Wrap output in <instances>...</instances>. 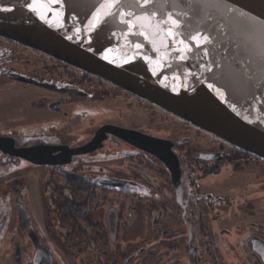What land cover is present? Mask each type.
Returning a JSON list of instances; mask_svg holds the SVG:
<instances>
[{
	"label": "flooded vegetation",
	"instance_id": "obj_1",
	"mask_svg": "<svg viewBox=\"0 0 264 264\" xmlns=\"http://www.w3.org/2000/svg\"><path fill=\"white\" fill-rule=\"evenodd\" d=\"M28 85L50 92L49 114L15 106ZM0 106V264H264V159L1 36ZM137 110L143 124L122 121ZM144 136L169 146L178 176Z\"/></svg>",
	"mask_w": 264,
	"mask_h": 264
},
{
	"label": "water",
	"instance_id": "obj_2",
	"mask_svg": "<svg viewBox=\"0 0 264 264\" xmlns=\"http://www.w3.org/2000/svg\"><path fill=\"white\" fill-rule=\"evenodd\" d=\"M0 36L96 75L264 159V0H0ZM104 128L73 152L94 149ZM146 138L140 147L173 173L174 166L178 176L169 146L157 151L162 140ZM33 151L13 152L35 163H56L31 158Z\"/></svg>",
	"mask_w": 264,
	"mask_h": 264
},
{
	"label": "rangeland",
	"instance_id": "obj_3",
	"mask_svg": "<svg viewBox=\"0 0 264 264\" xmlns=\"http://www.w3.org/2000/svg\"><path fill=\"white\" fill-rule=\"evenodd\" d=\"M23 90V91H21ZM21 90H16V92L14 93V104L16 107H21L20 110H22L23 112H27L30 113V115H37V116H43L46 114H49V112H51V110H43L41 109V103H38V101H40V99H49L50 100V92L38 87V86H34V85H28V87H26L25 89H21ZM38 107L39 109L35 112V111H30L28 109V107ZM7 111H5V108L0 106V114L4 115L6 114ZM22 113V112H19ZM133 115H128L127 117H124L122 119V121L124 123L127 124H136V125H141L144 123L145 121V115L140 112V111H136L135 113H132ZM103 116H107L106 114H103ZM115 116V115H114ZM131 116V117H130ZM22 171H24V169H22ZM217 184V183H216Z\"/></svg>",
	"mask_w": 264,
	"mask_h": 264
}]
</instances>
